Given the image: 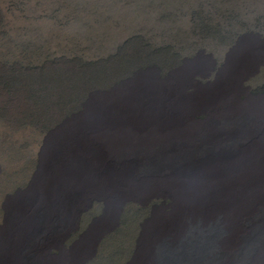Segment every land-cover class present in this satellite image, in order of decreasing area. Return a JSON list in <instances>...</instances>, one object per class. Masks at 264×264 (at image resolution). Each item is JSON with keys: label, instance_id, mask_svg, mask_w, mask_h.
Segmentation results:
<instances>
[{"label": "rangeland", "instance_id": "rangeland-1", "mask_svg": "<svg viewBox=\"0 0 264 264\" xmlns=\"http://www.w3.org/2000/svg\"><path fill=\"white\" fill-rule=\"evenodd\" d=\"M15 262L264 264V0H0Z\"/></svg>", "mask_w": 264, "mask_h": 264}, {"label": "bare ground", "instance_id": "bare-ground-1", "mask_svg": "<svg viewBox=\"0 0 264 264\" xmlns=\"http://www.w3.org/2000/svg\"><path fill=\"white\" fill-rule=\"evenodd\" d=\"M16 258H17V257H16ZM14 259H15V258H14ZM15 261H16V259H15ZM16 262H17V261H16ZM16 262H15V263H16ZM18 262H19V261H18ZM18 262H17V263H18ZM17 263H16V264H17Z\"/></svg>", "mask_w": 264, "mask_h": 264}]
</instances>
